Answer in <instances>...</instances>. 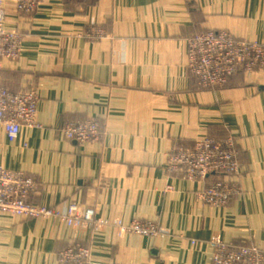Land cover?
<instances>
[{
	"label": "crops",
	"instance_id": "obj_1",
	"mask_svg": "<svg viewBox=\"0 0 264 264\" xmlns=\"http://www.w3.org/2000/svg\"><path fill=\"white\" fill-rule=\"evenodd\" d=\"M4 1V29L23 40L18 57L1 61L0 82L34 90L38 126L9 141L0 125V165L38 182L33 204H78L160 232L117 236L0 210V264H62L56 253L71 243L90 247L85 264H210L211 237L264 244V65L209 89L187 56L188 38L207 29L264 44V0H38L29 15ZM94 27L106 35L92 37ZM87 119L104 123L98 140L64 136L65 124ZM228 136L238 144V172L225 179L234 194L203 204L195 192L217 177L170 175L166 154Z\"/></svg>",
	"mask_w": 264,
	"mask_h": 264
},
{
	"label": "built area",
	"instance_id": "obj_2",
	"mask_svg": "<svg viewBox=\"0 0 264 264\" xmlns=\"http://www.w3.org/2000/svg\"><path fill=\"white\" fill-rule=\"evenodd\" d=\"M19 13L32 14L38 0H12ZM5 1L0 0V67L4 59L18 57L22 36L4 29ZM93 37L105 36L102 28H91ZM188 69L204 88L218 89L240 69L248 73L264 65V44L238 38L228 31L207 29L187 40ZM37 97L32 89L12 90L0 82V125L9 141H14L22 126L37 127ZM102 121L83 120L64 125L63 133L69 141L95 142L103 133ZM24 146H27L24 144ZM2 144L0 143V148ZM238 144L233 136L223 139L201 138L191 144H176L166 154V171L178 173L189 180L205 181L210 175L217 178L195 192L197 201L209 205H225L234 194V182L225 180L238 172ZM38 183L22 171L6 169L0 165V210L18 218L56 217L68 227L95 229L111 226L117 236L125 234L156 236L160 230L151 222L132 219L98 218L93 208L70 204L61 212L55 207L33 204L29 195L36 193ZM170 190V188H168ZM213 249L210 264H264V244L255 242L234 245L218 237H211ZM88 245L71 243L56 253L62 264H85L90 259Z\"/></svg>",
	"mask_w": 264,
	"mask_h": 264
},
{
	"label": "rangeland",
	"instance_id": "obj_3",
	"mask_svg": "<svg viewBox=\"0 0 264 264\" xmlns=\"http://www.w3.org/2000/svg\"><path fill=\"white\" fill-rule=\"evenodd\" d=\"M187 56H188V54H187ZM83 121V120H82ZM37 182V181H36ZM38 183V182H37ZM37 190H38V188H37ZM89 229H91V228H89ZM91 230H93V229H91ZM211 239V238H210ZM222 239V238H221Z\"/></svg>",
	"mask_w": 264,
	"mask_h": 264
}]
</instances>
